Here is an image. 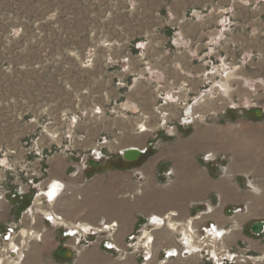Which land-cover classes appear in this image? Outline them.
I'll list each match as a JSON object with an SVG mask.
<instances>
[{
  "label": "rangeland",
  "instance_id": "374dc122",
  "mask_svg": "<svg viewBox=\"0 0 264 264\" xmlns=\"http://www.w3.org/2000/svg\"><path fill=\"white\" fill-rule=\"evenodd\" d=\"M172 1L0 0V198L6 195L8 200L20 202L22 210H31V215L44 214L38 209L41 207L49 215L71 219L74 203L82 197L77 190L80 185L92 182L93 195L87 197V208L99 213L106 200L100 188L116 182L115 186H118L115 177L118 173H126L128 180L135 181L136 190L116 194V197L126 195L127 199L133 200L136 193L146 190L152 197L143 198L144 202L164 197L169 199L172 196L170 187L176 180L182 187L188 183V172L206 171L209 189L223 172V167L227 170L224 174L240 182L242 191L248 186L243 176L236 174L240 171L249 173L255 168V173L262 175L264 162L261 158L259 165L246 164L253 160L256 151L248 154L240 148L232 149V146L239 144L236 140L247 139L253 133H264V110H236L232 107L222 113L215 109L204 110L205 101L208 100L209 105L210 100H216L219 95V92L209 93L211 87L213 90L217 88L213 84L221 81L217 73L213 80L206 78V75L210 77L209 74L204 75L201 79L208 83L200 92L188 101L179 102L184 113L176 121L170 120L169 102L158 92L153 106L157 122L150 127L149 115H140L141 120L132 130L138 134L130 133L142 140L138 149L143 152L133 160H126L121 152H117V131L121 128L115 127L112 129L114 133L109 132V120H103V111L111 117L117 116L113 109L120 97L114 88L119 83L117 76L122 69L128 68L136 50L142 49L137 43L145 41L158 24L165 22L166 6ZM130 81V78L122 79L120 88L125 89ZM202 90L208 94L197 104L196 101L203 96ZM194 103L197 104L196 115H202V118L182 124L187 105ZM142 122L146 131H139ZM87 129L93 130L94 137L91 147L83 149L79 144L86 140ZM94 150L98 151V157L94 156ZM209 153H215L214 160L206 158ZM80 171H83L82 177L74 179ZM194 176L198 177L197 174ZM53 179L63 182L66 189L51 202L45 198L44 192L51 188ZM24 188H27L25 192ZM4 190L6 194H3ZM178 192L177 189L173 192L175 198ZM208 207L214 209L216 202L204 201L197 207L198 211L184 221L177 220L176 215L171 216L172 224L180 223L177 229L161 225L182 239V232L192 220L200 237L204 228L195 221ZM236 209L245 212L247 203L229 205L224 212L230 217ZM144 222L145 219L140 217L134 222L132 232L125 239L127 251H151V243L145 247L137 244L138 239L150 241L152 237L150 228L154 226L144 227ZM94 224L98 231L88 232V237H84L79 246L104 239L110 243L112 234L118 229L116 222L106 219ZM106 225L109 229L105 228ZM63 226L57 231L61 242L55 256L69 262L76 251L74 243L69 246L71 241L64 231L74 226L71 223ZM249 230L247 223V234L251 232ZM17 231L18 240L23 233L30 232L24 241V250L30 240L40 238L34 229ZM225 231L229 233V227ZM3 242L0 241V249L5 246ZM67 249L73 251L71 255Z\"/></svg>",
  "mask_w": 264,
  "mask_h": 264
},
{
  "label": "crops",
  "instance_id": "0c3cea01",
  "mask_svg": "<svg viewBox=\"0 0 264 264\" xmlns=\"http://www.w3.org/2000/svg\"><path fill=\"white\" fill-rule=\"evenodd\" d=\"M166 8L165 22L158 24L145 41L137 43L142 49L136 50L128 68L122 69L117 76L119 83L114 88L120 97L118 104L114 103L113 106L117 116L111 117L103 111V120H109V132L114 133L112 129L115 127L121 128V131H117L119 138L114 136L119 140L118 153L127 147L142 146V140L130 133L138 134L132 133V130L141 120L140 115H149L150 127L157 122L153 106L158 92L169 102L167 109L170 120L176 121L184 113L180 110L179 102L188 101L200 92L204 84L208 83L202 80L204 75L209 74V78L215 79L216 72H212V69L216 67H222L227 73L221 79V87L213 90V93L219 92L216 100H210L209 105L206 100L204 110L215 109L220 113L228 107L236 110H264V0H173ZM124 78H130L131 81L122 89L121 81ZM223 87L225 90H222ZM87 130L86 140L79 144L83 149L91 147L94 137L93 130ZM236 141L239 144L232 146V149L240 148L248 154L256 151L253 160H248L246 164L259 165L264 162V133H253L247 139ZM211 154L215 159V153ZM254 170L236 174L243 176L247 191H242L240 182L223 173L227 172L225 168L208 189L206 171L198 170L188 172V183L183 187L176 180L175 185L170 187L172 196L169 199L157 198L150 202L143 201L150 195L146 190L136 193L133 200L127 199L126 195L116 197V194L136 190L135 181L128 180L130 178L126 173H118L115 175L118 186H115L116 182L113 185L104 184L100 188L106 200L104 205L102 203L103 211L99 213L90 212L87 208V197L93 195L94 188L92 182L86 181L77 188L82 197L74 203L71 219L44 215L48 211L41 207L38 209L44 214L31 215L32 211L28 213V209L22 210L20 202L8 200L3 195L0 198V241L5 235L17 233L18 229H34L39 234L40 238L30 240L24 253L19 256L22 264H215L204 257L201 250L189 247L183 239L177 238L174 231L163 227L169 225L157 227L153 221L166 215H169V220L176 215L177 220L184 221L198 211V206L208 201L211 204L216 202V207H209L195 222L209 233L214 231V236H220L218 231H225L229 227L230 232L224 233L226 236L222 245L229 254L239 257L236 260L227 258L223 264H255L247 256L264 255V231L259 235L252 232L247 234L245 225L249 223L250 229L255 221L264 220V169L262 175ZM145 174H148L146 169ZM82 175L83 171H80L74 179ZM53 180L60 182L58 179ZM176 189L179 192L175 198L173 192ZM23 190L25 192L27 188ZM244 202L247 203L245 212L239 210L230 217L228 212H224L227 206H238ZM167 211L170 212L163 216ZM136 216L145 219L144 227L154 226L150 228L151 251L147 249L143 252L141 247L140 253L127 251L125 239L133 230L134 222L138 219ZM59 218L62 222L56 220ZM100 219L117 223L118 229L112 234L111 242L108 239L95 240L79 246V242L88 237L87 233H91L82 231V226L96 228L93 227L94 223ZM68 223L74 226L75 231L71 234L72 230L65 229L64 234L71 241L70 245H66L74 243L76 253L69 262H63L55 256L61 242L57 231ZM12 225L17 229H13ZM147 241L138 239L137 244L145 247V242L146 245L149 243Z\"/></svg>",
  "mask_w": 264,
  "mask_h": 264
},
{
  "label": "built area",
  "instance_id": "2783aa9c",
  "mask_svg": "<svg viewBox=\"0 0 264 264\" xmlns=\"http://www.w3.org/2000/svg\"><path fill=\"white\" fill-rule=\"evenodd\" d=\"M212 72H216L219 75L218 77L220 79H223L226 75V71L223 70L222 67H216L212 70ZM206 78L208 79L209 77H207V75H206ZM205 82H207V81H205ZM220 83H221V81L214 83L213 87L216 86L217 89H219L221 87ZM209 87L210 86H208L206 90H208ZM206 90H202L201 96L202 95L203 96H202V98H200L196 101L197 104H199L203 100V97L206 94H208L207 93L208 91H206ZM210 91H211V93H213L212 87L210 88L209 93H210ZM194 105H195V103H194ZM191 106L192 105H187V108L185 110V115L181 120L182 124H187V123L189 124L195 118H200V119L202 118V115H200V116H199V114L196 115V112L191 111ZM142 123H144V122H142ZM139 126H140V124H139ZM139 131H141V127L139 128ZM97 153H98V151L94 150V152H93L94 156L98 157ZM206 158H208V156H206ZM239 210L240 209H236L235 211H239ZM30 211H29V213H30ZM191 224H192V220L188 221V224L185 228L186 231L184 230V232H186L187 235L192 236L191 243H193L195 245V249L204 251L205 255H209V257L212 258V260L214 261L215 264H223V262L227 258L230 260H236L239 257L238 255L229 254L227 252V250L222 245L223 237L212 236V235H210V233H208L206 231L205 228L202 229L203 234L200 235V237H198L196 234L195 228ZM12 228L13 229L16 228L15 225H13ZM70 230H72V229H70ZM184 232H182V233L184 234ZM224 232H226V231H224ZM29 234H30V232L23 233L22 236L20 235L21 237L19 240L16 239L17 233L5 235L1 238L2 241H4L3 243H5V246L1 247V249H0V264H22V261L19 258V254H21L23 251H25L24 250V248H25L24 241ZM182 239L184 241L183 237H182ZM205 246L208 248L205 249ZM13 253H14V256L12 255ZM212 253H213V255H212ZM247 257L251 261L255 262V264H264V255L247 256ZM260 257H262V259Z\"/></svg>",
  "mask_w": 264,
  "mask_h": 264
},
{
  "label": "bare ground",
  "instance_id": "6f19581e",
  "mask_svg": "<svg viewBox=\"0 0 264 264\" xmlns=\"http://www.w3.org/2000/svg\"><path fill=\"white\" fill-rule=\"evenodd\" d=\"M196 106L197 105H192L191 106V111L192 112H195V109H196ZM140 127H141V131H143V130H146L147 129V127H146V125L145 124H140ZM54 136V135H53ZM208 159H212V160H214V157H213V154H211V153H209L208 154ZM223 171H224V168L222 169ZM65 189V185L62 183V182H58V181H55V180H53L52 182H51V188L48 190V191H46V192H44V195H45V197L49 200V201H51V202H53V200L55 199V197L58 195H60L62 192H64L63 190ZM40 191V190H39ZM42 194V193H41ZM57 196V197H58ZM40 202V201H39ZM39 202H36L37 203V205L39 204ZM46 215L48 214V212H46L45 213ZM49 215V214H48ZM170 215H174V213H170ZM168 216L169 215H166V217H164V218H156V219H153V221L155 220V223L157 224V226H160L161 225V223L164 225V224H167V225H169V227L170 228H172V229H177V227L176 226H178V224H180V223H176L177 225L175 226L174 224H172L171 222H170V220L169 219H167L168 218ZM57 221H61V218H59V219H56ZM62 222V221H61ZM60 222V223H61ZM175 223V222H174ZM192 225V224H191ZM162 226V225H161ZM105 228L106 229H109V225L107 226H105ZM99 229V228H98ZM180 229V228H179ZM81 230L82 231H90V232H92V233H95V232H97L98 230H97V228H89V227H87V226H82V228H81ZM74 228L72 229V231H70L71 232V234H73L74 233ZM186 231V230H185ZM81 232V231H80ZM184 232V231H183ZM207 232L209 233V231L207 230ZM214 232V231H213ZM212 231L210 232L211 234L210 235H213L214 236V233H213ZM225 232L224 231H218V234H220V236H222L223 234H224ZM216 237H219V236H216ZM183 238H184V241L183 242H185V244L186 245H189V247L191 246V247H195V245L193 244V243H191V241H192V236L191 235H187L186 234V232H184V234H183ZM148 242V241H147ZM149 243H151V240L149 241ZM113 244V243H112ZM145 245H146V242H145ZM188 247V248H189ZM192 249V248H191ZM190 249V250H191ZM212 255H213V253H212ZM261 259H262V257H260Z\"/></svg>",
  "mask_w": 264,
  "mask_h": 264
},
{
  "label": "water",
  "instance_id": "95a60500",
  "mask_svg": "<svg viewBox=\"0 0 264 264\" xmlns=\"http://www.w3.org/2000/svg\"><path fill=\"white\" fill-rule=\"evenodd\" d=\"M143 151L136 148V147H127L121 151V154L124 159L126 160H133L138 157ZM223 169V167H221ZM250 231L255 234L259 235L264 231V220L255 221L250 226Z\"/></svg>",
  "mask_w": 264,
  "mask_h": 264
},
{
  "label": "trees",
  "instance_id": "16d2710c",
  "mask_svg": "<svg viewBox=\"0 0 264 264\" xmlns=\"http://www.w3.org/2000/svg\"><path fill=\"white\" fill-rule=\"evenodd\" d=\"M62 250V249H61ZM64 250V249H63ZM68 251H69V253H70V255H71V253L73 252L72 250H69V249H67Z\"/></svg>",
  "mask_w": 264,
  "mask_h": 264
}]
</instances>
